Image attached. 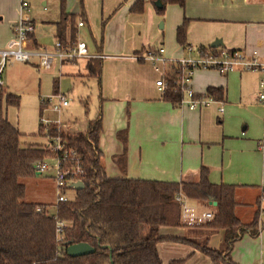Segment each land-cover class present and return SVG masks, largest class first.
<instances>
[{
    "label": "crops",
    "instance_id": "0c3cea01",
    "mask_svg": "<svg viewBox=\"0 0 264 264\" xmlns=\"http://www.w3.org/2000/svg\"><path fill=\"white\" fill-rule=\"evenodd\" d=\"M135 1L85 0L88 11L83 5V15L97 31H100V18L110 16L101 44L93 37L95 48L91 53L88 46L91 57L102 59L99 79L88 75L86 57L65 61L68 64L63 62L52 70L39 68L36 59L8 62L3 70V87L7 92L18 94L13 72L27 63L36 65L42 73L50 72L59 81V92L70 99L69 105L55 118L60 120L61 127L70 132H86L92 121L100 119L98 149L108 176L197 182L205 165L210 169V181L236 185L237 217L244 223L257 217L261 226L264 223L261 214L264 156L257 148V141L264 138V101L258 97L262 73L196 69L192 87L197 95L206 94L210 86L223 87L224 94L222 100L214 99L208 105L193 109L164 99L156 81L172 73L171 60L187 58V46L179 44L176 37L177 27L185 18L187 45L196 56L199 47H213V42L220 41L215 48L242 49L248 54L257 51L259 58H263L264 0H185L184 6L168 3L162 14L156 10L153 0H145L143 11L133 12L130 8ZM42 3L45 5L47 1ZM77 7L68 8L67 13H77ZM20 14L18 0L10 3L0 0V49L13 38V25ZM56 22H53L55 38ZM83 25L76 23L77 32ZM40 44L36 36L26 41L28 47H43ZM159 46L163 47L162 55L167 60L154 63L143 58L148 48ZM67 80L71 87L65 90L62 85ZM91 89L95 97L92 113L91 95H88ZM52 90L54 93V86ZM191 202L200 209L212 210L207 204ZM165 228L172 230L167 234L196 244L212 242L213 248L223 245L224 233L220 229ZM157 249L162 264H169L171 260H181L180 264H213L212 257L193 243L165 241L159 242ZM231 258L235 264H264V225L258 236L246 233L236 240Z\"/></svg>",
    "mask_w": 264,
    "mask_h": 264
},
{
    "label": "trees",
    "instance_id": "16d2710c",
    "mask_svg": "<svg viewBox=\"0 0 264 264\" xmlns=\"http://www.w3.org/2000/svg\"><path fill=\"white\" fill-rule=\"evenodd\" d=\"M155 2V0H153ZM145 0H136L131 11L141 12ZM157 7L162 14L168 3L184 6L185 0H162ZM62 17L56 24V38L77 39L76 14L64 11L65 0H61ZM85 18V15L82 14ZM187 18L177 27V41L186 46ZM34 36V35H33ZM32 36V37H33ZM207 47L201 46V49ZM213 51L221 48L209 47ZM235 50V49H228ZM169 78L177 68L176 63ZM86 67L90 77L100 78L102 59L90 57ZM59 81L54 79V93L59 92ZM206 94L222 100L224 89L210 86ZM166 100L179 104L182 93L174 87L163 92ZM19 106L20 95L0 89V264H162L157 244L165 241L193 243L212 257L213 264H235L231 249L236 240L246 233L258 236L260 228L256 217L249 223L236 215L235 184L214 183L209 179L210 169L203 165L197 182H172L152 179L110 177L107 175L98 149L101 131L100 119L92 121L86 132L66 133L60 131L70 147L82 155L85 176L84 187L76 189L74 197L49 204L26 201V186L21 178L35 175L34 162L48 156L50 152L40 143L23 145V133L8 118L6 108ZM53 128V129H52ZM40 123L38 134H42ZM57 131L56 126L48 129ZM52 134V133H50ZM54 135V134H52ZM55 136V135H54ZM183 192L192 201L207 204L214 212L211 220L200 226L220 229L224 233L223 245L196 244L178 235L165 234V227H187L181 222V208L175 200ZM264 196V189L262 191ZM210 200L217 204H209ZM37 207L42 210L38 211ZM57 220L66 222L64 238L57 240ZM88 242L95 250L73 256L67 251L72 243ZM171 260L169 264H180Z\"/></svg>",
    "mask_w": 264,
    "mask_h": 264
},
{
    "label": "built area",
    "instance_id": "2783aa9c",
    "mask_svg": "<svg viewBox=\"0 0 264 264\" xmlns=\"http://www.w3.org/2000/svg\"><path fill=\"white\" fill-rule=\"evenodd\" d=\"M20 1L21 14L13 25V38L7 43L5 48L0 49V89L4 85L3 70L8 62H30L36 58L39 68L52 70L56 65H61L65 61H73L90 56L87 43L79 39H66L63 42L55 38L54 45L51 49L48 47H28L26 41L32 39L36 26L29 14L30 0ZM78 25H83V21H79ZM188 49L190 51L193 50L191 46H188ZM163 51L162 46L150 47L145 51L143 58L154 63L158 60L165 61L167 59L162 55ZM259 57L260 55L257 51L248 54L242 49L213 51L208 47L205 49L199 47L197 57L171 60L177 66L174 73L169 76V78H172V81L170 82L166 78L167 75H164L157 79L156 85L162 93L171 86L175 90H179L182 93L179 104H186L189 108L193 109L208 105L214 100L212 95H197L193 89L192 78L196 69H215L221 73L258 71L262 73V78L260 79L261 91L258 97L261 101H264V55L263 58ZM41 103L44 105V110L51 109L57 113H61L69 105L70 99L65 93L57 92L42 98ZM223 110L224 107L221 106L220 112ZM50 122H55L62 128L60 126V120L50 119L44 115L40 117V123L45 128L46 133L44 146L50 154L43 159L36 160L33 171L38 175L52 171V177L57 186L56 203H58L70 199L65 192L67 190L76 191L74 183L80 180L83 181L85 168L83 157L76 148L68 146L62 137L53 136L49 133L48 127ZM257 148L264 156V138H260L257 141ZM261 199L264 200V196ZM175 200L181 208V222L184 226H200L211 220L214 216L213 210L198 208L182 191L175 195ZM37 210L41 211L42 208L37 207ZM261 214L264 216V209L261 210ZM66 225L65 221L57 220L56 235L58 241L64 238L63 229Z\"/></svg>",
    "mask_w": 264,
    "mask_h": 264
},
{
    "label": "rangeland",
    "instance_id": "374dc122",
    "mask_svg": "<svg viewBox=\"0 0 264 264\" xmlns=\"http://www.w3.org/2000/svg\"><path fill=\"white\" fill-rule=\"evenodd\" d=\"M32 1H33L32 6H30L31 16L36 20V24H37L34 36L38 38L39 42L41 43L40 45H42L43 47L44 46L52 47L55 41V30H54L53 22L59 21L62 17L63 8L61 5V0H46L47 3L45 5L42 3V0H32ZM7 2L10 3L11 0H7ZM20 3L21 1L18 0V5H20ZM67 3L68 6L66 8ZM83 5L85 11H88L85 0H65L64 11L67 13L68 8H74L78 6L76 9L77 13H75L77 16L76 23H78V20H83L85 24L79 27L80 30L79 32H77V39L84 40L89 46L91 53L95 48V42L93 40V37H95L97 42L101 44V41L104 36V27L110 16H107L105 18L103 17L100 18V23H101V26L99 28L100 31L99 30L97 31L96 27L92 25L90 19L88 20L82 17ZM161 21L162 20H160V22ZM186 46H187L186 49H188V45ZM187 52H188L186 54L187 58H190L192 56L193 57L198 56V55L196 56L195 52H191L189 49L187 50ZM88 57L90 58L91 55ZM88 57H86V59H88ZM34 60H36V58H34ZM27 64L28 65L26 67H18L13 72V77L15 78V82H16L15 88L17 89V93L21 95L20 105L19 106L11 105L8 108H6V112L9 117V120L14 125L18 126V128L22 131L23 135L21 137V142L23 145L29 143L41 144L46 141L45 138L46 133H45V128H43L44 130H42V134H38L40 116L43 114L44 116L50 119H55L59 117V114L57 112L52 113V111L44 110L43 105H42V109H40L41 98H43L42 96L48 97L53 93L52 87L54 84L55 77L53 78L52 77L53 74H51L50 72H46V71H44L43 73L40 72L37 66L32 63H27ZM65 64L68 63L65 62ZM54 71H56L57 73V71H59V68L58 67L55 68ZM39 78L41 79L40 84H39ZM62 87L65 90L67 89L66 87H71L70 81L69 80L65 81ZM92 91L94 92V90L92 89L88 91V95H91V101H89L90 102L89 108L91 110V113L94 111V99H95V97L92 96L91 94ZM74 100L77 101V97H74ZM63 118H66L65 114L63 115ZM54 126L58 127V130L57 131L52 130V132L50 133L54 134L55 136L61 137L60 131L66 133H72L67 129H64L63 127L60 128L59 125L56 124L55 122H50L48 128ZM20 181L23 182L26 186V195L24 198L26 201L45 202L49 204V209L51 211L55 209V203L58 192H57V186L55 180L52 177V171L42 173L41 175L35 174L30 177L21 178ZM65 193L70 198H73L75 192L73 190H67ZM162 232L167 234V233H171L172 230L170 228H165L164 230H162ZM208 244L213 246L212 242H209Z\"/></svg>",
    "mask_w": 264,
    "mask_h": 264
},
{
    "label": "water",
    "instance_id": "95a60500",
    "mask_svg": "<svg viewBox=\"0 0 264 264\" xmlns=\"http://www.w3.org/2000/svg\"><path fill=\"white\" fill-rule=\"evenodd\" d=\"M154 4L157 7H162L163 3L162 0H155ZM221 42L220 41H215L212 43L213 47H217ZM74 186L76 189H82L84 187V182L83 181H77L74 183ZM210 204L216 205V201L210 200ZM95 250L93 246H91L88 242H78V243H72L68 246L67 251L70 255L73 256H78V255H84L91 253Z\"/></svg>",
    "mask_w": 264,
    "mask_h": 264
}]
</instances>
